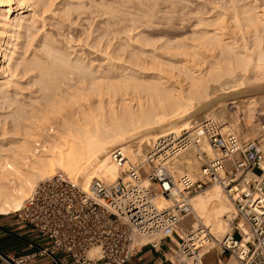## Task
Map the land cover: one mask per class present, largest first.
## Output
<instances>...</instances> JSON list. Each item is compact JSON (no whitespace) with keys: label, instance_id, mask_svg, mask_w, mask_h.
Returning <instances> with one entry per match:
<instances>
[{"label":"bare ground","instance_id":"bare-ground-1","mask_svg":"<svg viewBox=\"0 0 264 264\" xmlns=\"http://www.w3.org/2000/svg\"><path fill=\"white\" fill-rule=\"evenodd\" d=\"M24 1L16 0L19 9L15 12L16 15L12 17L14 15V9H12L13 0H0V28L3 29L0 41V81L2 78L5 79L7 77L8 72L13 73V54L18 47L17 43L10 45L7 40L16 32L28 28V26L26 27L28 22L32 24L37 22L35 13H29L22 6ZM27 1L30 2V0ZM258 1L255 0V3ZM261 1L264 6V0ZM40 2L46 12L51 10V1L40 0ZM257 4H249L247 8L235 5L231 10L234 12L230 14V18L231 20L233 19L234 23L232 28H235V26L237 28L240 21L243 20L247 29L251 32H264V9H261L263 8L262 6L260 7L261 10H259L261 3ZM34 5L32 11H36ZM120 5H123L122 0L117 2V7L105 5L106 14L112 15L119 12L121 10V8L119 9ZM149 8L148 10L152 12L153 7ZM223 16L225 17L224 14L221 15L220 13L211 19H202L203 21L198 23L199 25L203 24H201L202 27L204 26L203 29H195L191 38L184 39V41L179 40L174 45L164 46L166 50L169 48V50L175 51H173L175 54H169L171 55L170 57L174 55L173 57L175 58L173 59H177L179 56L182 58L181 60L171 61V70L167 68L163 70V67L162 70L160 69L161 71H157L159 72L158 74L156 72L155 75H151L149 79L154 83L150 82L148 86H142V84L138 83L140 81L138 77L125 79L127 82L134 81L138 88L142 87L144 89L149 101L152 104L154 103L148 109L140 103L137 110H133L134 108L129 105H121L120 109L111 106L107 110L105 103L101 99L96 108L89 105L88 107H82L81 111L61 116L56 121V127L48 122L47 118L43 117L42 120L46 121L50 128H46L44 124L39 122L40 125L37 124L36 128L30 126L29 132L18 143L7 147L5 143L0 142V214L10 215L19 212L33 189L40 182L53 178L58 173L67 175L85 189L97 178L109 183L117 181L121 177V172L111 158V152L115 148H123L130 160H138L141 164H145L147 154L155 142H159V140L169 135H180L182 131L195 128L200 122L210 118L220 120L226 129L236 133L241 139L240 135H243L244 138L247 135L251 136L252 131L249 130L251 127L250 121H252L255 112L261 106L264 109V93L258 94L257 98H254L255 95L254 97L251 96L253 95L252 93L264 89V84L261 86V83L264 82V56L251 54L247 57L246 62V57L241 58L243 54H240L241 56L236 54L233 57L234 59L232 58L233 62L231 61L233 68L230 69V73L232 74L233 71V74H235L236 69L242 71L236 75L229 73L232 78L228 72H224L227 67H231L229 59L227 60L228 62L223 60L226 64L224 66H227H223L224 69L226 68L225 70L221 67L224 63L221 64L222 61L217 63L210 61L211 67L209 66L205 73L201 72V69L199 70L201 66L198 67L201 64L200 59L202 56L211 53L210 49L215 51L219 47L224 48L225 42L228 40L227 37L229 35L226 37V30L229 28V23L225 22L226 20H224ZM154 26L152 25V27ZM164 54L163 56H165ZM65 55L62 53L57 58V64L54 62V64H51L49 72L46 71L47 77L57 75L62 76L61 78L63 76L64 78L66 77L65 71L69 70V68L71 70L73 66L68 63V59L66 60L68 56L67 54ZM225 55L227 56V54ZM220 56L222 58V55ZM256 56L257 58L255 59ZM137 58L135 56V60ZM216 60L218 61L219 59L216 58ZM6 63H8L7 66H5ZM180 63L183 64V67ZM177 64H180L181 67L176 68V66L179 67ZM82 65L74 67L78 71L77 73L82 76V85L73 87H76L85 96V100H88L86 97L94 94V90L98 92V96L103 98L114 85L107 84V81L99 82V79H102L100 78L101 76L96 77L88 69H84ZM155 68L159 69L158 65ZM155 68L153 70H156ZM175 69L179 72L178 75L173 73ZM226 73L230 78L226 76ZM106 76L103 80L108 78L107 80L110 81L111 78ZM170 78H176L175 81L177 82L174 84V80L172 81ZM54 83L56 85L55 89L58 90L61 83L59 84L56 80ZM121 85L123 86V84ZM124 85L123 87L127 88L130 84ZM185 85L188 87L184 88L186 87ZM0 87L8 90V82H0ZM223 100L234 101L235 112L229 111L228 103L226 104V102L222 106ZM221 102L222 107L214 109ZM167 104L170 105V109H167ZM19 112L24 113L23 108H20L14 115H17L23 121L35 117L31 113H27L29 116L26 117V115L23 116ZM222 116L224 118L229 117L231 120L222 119ZM39 120L41 121V119ZM238 124L242 128L241 134L237 133ZM256 125L254 124L255 127ZM255 127L251 129L253 130ZM262 141L264 143L263 139ZM166 148L164 147V150ZM146 151H148L147 154H145ZM209 154L212 155L211 152ZM174 160L177 161H174L173 169L183 174L193 175L191 172L199 170L200 164L194 159L191 150L181 152ZM141 183L146 186L150 185L149 179L144 177H142ZM214 185L215 187L204 196L193 197V218L195 219L193 222L195 226L193 227L197 228L200 224H203L209 227L216 236L223 237L230 231V225L225 218L234 212V207L227 194H224V189L219 184ZM157 204L160 208H163L167 207L169 202L159 198ZM142 239L146 238H139L138 242L142 241ZM92 251L90 252L92 257L96 256L98 250Z\"/></svg>","mask_w":264,"mask_h":264},{"label":"built area","instance_id":"built-area-1","mask_svg":"<svg viewBox=\"0 0 264 264\" xmlns=\"http://www.w3.org/2000/svg\"><path fill=\"white\" fill-rule=\"evenodd\" d=\"M188 150L200 164L199 175L184 173L176 179L169 164ZM111 158L121 172L112 183L97 178L85 189L63 173L40 182L13 214L49 245L14 258L0 255L3 264H30L43 256L58 260L59 254L74 264H128L138 247L158 250L167 239H175L174 264H204L212 251L227 254L217 264H264L263 142L242 140L216 118L202 121L150 148L145 162L151 167L148 186L141 183L143 164L130 160L123 148H115ZM214 184L224 189L234 207L226 216L230 231L218 237L200 224L180 235L181 224L194 215L193 197ZM159 198L169 205L160 208ZM139 237L146 242L139 243Z\"/></svg>","mask_w":264,"mask_h":264},{"label":"rangeland","instance_id":"rangeland-1","mask_svg":"<svg viewBox=\"0 0 264 264\" xmlns=\"http://www.w3.org/2000/svg\"><path fill=\"white\" fill-rule=\"evenodd\" d=\"M49 1L52 2L51 10L46 12L40 0H30V2L25 0L22 6L29 13H35L37 22L35 24L28 22L26 24L28 28L16 32L7 40L10 45L12 43L18 44L13 54V73L8 72L7 77L5 79L2 78L0 81L2 83L8 82V90L0 87V142L5 143L7 147L22 140L25 134L29 132L30 126L36 128L37 124L40 125L42 123L47 128L49 124H46V121L42 120L43 117L47 118L48 122L56 127V121L61 116L81 111L82 107H88L89 105L96 108L101 99L105 103L107 110L111 106L120 109L121 105H129L134 108L133 110H137L140 103L148 109L154 103L152 104L149 101L144 89L142 87L138 88V85L134 81L127 82L125 79L138 77L140 79L138 83L142 84V86H148L150 82H153L149 79L151 75H155L163 67V70L165 68L170 69L171 61L181 60L182 58L179 56V58L173 59L175 58L173 57L174 55L170 57L171 55L169 54H175L173 53L174 50L171 51L169 48L166 50L165 47L171 44L174 45L179 40L184 41V39L191 38L195 29L199 30V28L203 29L204 27H202V23V25H199V21L211 19L220 13L221 15H225V17L223 16L224 20H226L225 22L231 25H228L229 28L226 30V37L229 35L227 37L229 41L225 42L224 48L219 47L215 51L210 49L211 53L202 56L200 59L201 64L199 63L200 65H198V67L201 66L199 67L201 72L205 73L206 69L208 70V67H211L212 61V63L222 61V64L224 61L228 62L227 60L229 59L231 67L224 66L225 62L221 65V67L224 66L229 69L225 68L226 71H224L229 74L231 72L230 69L233 68V57L236 54L238 56L243 54L244 56L242 55L243 57L241 56V58L246 57V62L247 57L251 54L264 56V32H251L247 29L246 23L243 20H241L242 22L240 21L237 28L235 26L236 29L232 28L234 27V23L233 19L231 20L230 18V14L234 12L231 10L235 5L247 8L249 4L258 3L257 5H259L261 3L259 10L264 9L261 0H257L258 2L256 3L255 0H122L123 5L119 7V9L121 8L120 13L117 12L112 15L106 14L105 5L109 6L115 3L112 6H116L119 0ZM33 5L36 11H32ZM151 6L153 7L152 12L148 10V8H152ZM262 6L263 8L260 9ZM12 9H14V15H12L14 17L16 15L15 12L19 9L16 0H13ZM153 23H156V25L154 26ZM152 25L156 28L152 27ZM196 25L198 26L197 28ZM2 32L3 29L0 28V41ZM62 53L63 55L67 54L66 60L68 59V63L72 64L73 68L83 64L82 67L84 69H88L96 77L101 76L100 78L102 79H99V82L107 81V84L114 85L110 92L101 98L102 96H98V92L94 90V94L86 97L88 100H85V96L76 87H73L80 86L82 83V76L77 73L76 68H71L72 71L70 68L69 70L67 69L65 71V78L64 76L61 78L62 76L60 75L47 77L46 74L49 72L51 64H57V58ZM220 55H222V58ZM135 56L138 57L136 60ZM216 58L219 60L217 61ZM79 63L81 64L79 65ZM180 64H177L179 67L176 66V68H180L181 65L183 67V64ZM7 65L8 63L5 64V66ZM157 65L159 69L155 68ZM153 67L156 70H153ZM224 67L222 68L223 70H225ZM241 71L236 69L235 74H233V71L232 74L236 75ZM173 73H177L178 75L179 72L175 69ZM228 74L226 76L230 78L232 74L230 73V76ZM105 75L111 78V80L109 81L107 78L104 81ZM170 79L175 81L176 78ZM55 80L59 84L61 83L58 90L55 89ZM172 81L170 80L171 83ZM174 81L173 83L175 84L177 81ZM121 84L123 86H125L124 84L130 85L126 88ZM261 84L263 86L264 82ZM179 86L181 85L179 84ZM263 93L264 89L252 93L253 95L251 96L254 97L255 95L254 98H257L258 94ZM232 100H223V104L222 102L219 103L214 109L222 107L226 102V104L228 103L229 111L235 112L234 110L236 109ZM175 103L177 102L175 101ZM168 104L167 109H170V105ZM20 108L24 110V113L19 112L23 116L26 115L28 117L31 113L35 117L23 121V119L14 115ZM260 108L255 112L252 121H250L251 127L249 130L252 131V135H247L246 138L240 135L244 141L258 139L263 142L262 139L264 140V109L262 106ZM27 113L29 114L27 115ZM222 117V119L231 120L229 117ZM36 118L38 120L41 119V121H36ZM254 124L258 126L256 125L255 127ZM252 125L255 127V130L251 129L253 128ZM241 129L238 124L237 133L241 134ZM173 163L174 161L169 164V169L173 172L176 179H178L183 173L173 169ZM143 166L145 173L142 174V177L147 178V172H149L151 167L146 163ZM191 173L198 176L199 170ZM214 187L215 185H212L194 197L204 196ZM194 221L193 215L187 217L179 227L178 233L184 236L195 226ZM139 238H137V241ZM145 242L146 239H142L139 243L143 244ZM90 256L92 257V253ZM220 258L226 259L227 254H224Z\"/></svg>","mask_w":264,"mask_h":264},{"label":"crops","instance_id":"crops-1","mask_svg":"<svg viewBox=\"0 0 264 264\" xmlns=\"http://www.w3.org/2000/svg\"><path fill=\"white\" fill-rule=\"evenodd\" d=\"M175 240L163 241L158 250L151 245L138 247L128 264H174L175 257L172 249ZM49 245V240L43 238L28 224L20 221L14 214H0V255L12 258L19 255H27L38 250L39 247ZM221 253L212 251L205 255L204 264H217ZM55 260L49 256L37 257L30 264H74L73 260L63 254L57 255ZM0 264H3L0 258Z\"/></svg>","mask_w":264,"mask_h":264}]
</instances>
